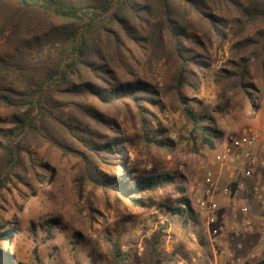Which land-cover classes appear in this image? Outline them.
<instances>
[{"label":"rangeland","instance_id":"1","mask_svg":"<svg viewBox=\"0 0 264 264\" xmlns=\"http://www.w3.org/2000/svg\"><path fill=\"white\" fill-rule=\"evenodd\" d=\"M236 2L246 8L250 0ZM217 15L226 20L225 38L222 42L203 41L198 48L189 46L201 61L202 72L195 73L193 86L185 94L195 111L211 118L209 124L222 132L219 139L222 142L252 131L257 136L254 145H264V80L254 78V71L257 89L251 101L238 106L233 100L223 113L217 109L222 99L216 76L230 69V63L240 56H248L247 53L239 56L231 50L232 42L239 39L230 31V17L235 18V11ZM259 31H264L262 20L249 26L244 36L250 37ZM201 34L197 32L200 38ZM140 66L134 74L151 80L162 92L173 72L171 65L160 60L149 64L141 62ZM29 80L30 75L24 71V84ZM50 98L53 107L45 114L37 110L28 112L25 108H5L0 104L1 145L6 144L3 137L6 131L15 126L12 120L24 117L27 123L24 135L12 139L17 145L22 141L23 148L15 156L20 168L13 167V160L0 148V177L6 181L5 187H0V232L10 229L0 250L9 254L14 264H114L115 246L120 254L128 257V264H150L158 260L167 263L170 257L174 259L172 264H244L264 258V243L259 242V231L264 225V207L260 203L264 192L259 199L253 191L254 208L259 213L252 215L249 207L236 200L244 187L231 203L228 200L231 195L222 194L226 182L221 181L215 192L216 198L224 199L221 213H232L235 207L238 218L234 225L249 220L253 231L236 236L225 230L214 244L207 238L205 219L196 208V189L214 150L199 142L193 143L179 105L161 99V109L150 107L149 130L152 134L158 132L156 137L165 140L169 150L147 147L138 123L124 116L116 119L121 135L128 140L123 151L130 164L143 173L170 174L185 190L181 194L174 184L167 185L144 197L148 207L132 208L128 202L117 201L111 192L91 182L93 172L111 174L112 167L103 165L54 117L81 122V127L86 124L92 127V123H88L65 94L52 93ZM61 144L72 147L73 151H63ZM259 169L264 171V166H256L254 173ZM183 196L191 204L196 223L185 225L180 217L166 215L165 206L177 205ZM48 220L55 222L47 223Z\"/></svg>","mask_w":264,"mask_h":264},{"label":"trees","instance_id":"2","mask_svg":"<svg viewBox=\"0 0 264 264\" xmlns=\"http://www.w3.org/2000/svg\"><path fill=\"white\" fill-rule=\"evenodd\" d=\"M232 10L236 16L230 17V31L239 39L232 42L231 50L248 56H240L230 63V69L216 76L222 99L219 113L225 112L233 100L238 106L251 101L257 89L253 79L264 80V31L244 36L255 21H264V0H250L246 8L236 0H0V104L45 114L53 107L51 94H65L92 127L54 119L103 165L112 167L111 174L93 172L91 182L132 208L148 207L144 197L170 184L184 194L174 176L143 173L130 164L123 151L128 140L121 135L116 119L124 116L138 123L147 147L169 150L167 142L156 137L158 132L152 134L148 123L150 107L161 109V99H166L181 107L193 143L215 150L222 132L209 124L211 118L195 111L185 94L193 86L195 73L202 72L201 61L189 46L198 48L212 39L222 42L226 20L217 14ZM199 31L202 38L197 35ZM160 60L173 68L162 92L151 80L134 74L141 69V62ZM24 71L30 75L25 84ZM12 122L15 126L6 131V144H0V148L13 160V167L20 168L15 156L23 148L22 141L17 145L12 139L24 135L27 123L24 117ZM61 149L73 151L64 144ZM5 185L0 177V187ZM165 207L166 215L180 217L185 225L197 222L185 196L177 205ZM9 232H0V246ZM113 255L114 264H128V257L116 246ZM168 261L150 264H172L174 259ZM0 264L14 263L0 250ZM244 264H264V258Z\"/></svg>","mask_w":264,"mask_h":264},{"label":"built area","instance_id":"3","mask_svg":"<svg viewBox=\"0 0 264 264\" xmlns=\"http://www.w3.org/2000/svg\"><path fill=\"white\" fill-rule=\"evenodd\" d=\"M256 138L254 132L244 131L239 136L231 137L222 142L214 150L213 157L204 170L202 182L197 186L196 208L205 219V233L211 244L216 243L225 230L236 236L253 231V226L249 220H243L234 225V221L238 218L235 207H233L232 213H221L220 208L224 199L216 198L215 192L219 183L225 180L222 194L227 197L231 195L228 200L232 203L234 195L242 188L239 178L249 179L254 175L256 166H264V163L258 161L252 153ZM232 185H235L234 192H232ZM263 192L264 182L255 188L254 194L262 199ZM260 203L264 207V199ZM243 210L242 212H245ZM259 234V242L264 243V225ZM236 263H239V260Z\"/></svg>","mask_w":264,"mask_h":264},{"label":"crops","instance_id":"4","mask_svg":"<svg viewBox=\"0 0 264 264\" xmlns=\"http://www.w3.org/2000/svg\"><path fill=\"white\" fill-rule=\"evenodd\" d=\"M222 143V140H218L216 143V148ZM252 153L259 158L264 163V145L263 144H256L252 148ZM262 182H264V171L259 169L256 173H254L253 177L250 179H241L239 178V183L242 184V188L244 187V191L242 192V188L240 189L241 196L238 197L236 200L237 202L241 203L242 205H246L250 208V210L253 212L252 215L258 214L259 211H257L254 207L255 198H253V191L256 187H258ZM264 199V198H263ZM191 248H194V245H192ZM188 259L186 258V261ZM192 262L195 261V258L191 260ZM183 264V263H182Z\"/></svg>","mask_w":264,"mask_h":264}]
</instances>
